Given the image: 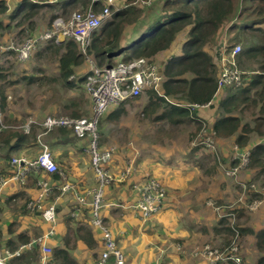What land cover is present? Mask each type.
<instances>
[{
  "label": "trees",
  "instance_id": "16d2710c",
  "mask_svg": "<svg viewBox=\"0 0 264 264\" xmlns=\"http://www.w3.org/2000/svg\"><path fill=\"white\" fill-rule=\"evenodd\" d=\"M18 1L16 12L12 13L11 19L5 23L0 20V34H3V36L6 31L12 29L15 21L14 26L16 27H20L22 21H27L30 25L28 32H31L34 28L31 19L41 12L42 9L46 8L47 12L62 10L63 15H66L72 10H76L79 6L87 8L91 4L90 0H59L57 3L56 0H51L52 3H44L49 0H37L38 3L30 0ZM139 1L118 0L122 8L113 13L110 22L100 27L90 36L85 54H82L77 44L71 40L49 47L48 53L57 63L59 80L63 83V86L65 88L73 86V79L69 80V78L71 76L75 78L80 76L78 75L79 71H81L79 68L81 66L84 67L85 61L96 67L110 66L115 63V58L122 52L134 48L133 53L125 57L124 61L140 57L152 58L174 46L180 33L187 31V39L181 45V56L178 58L171 57V60L167 61L168 66L164 71L166 80L160 88L165 98H158L153 91L148 93L150 100H159L160 106L164 105L166 108L160 114V119L165 118L171 125L182 124L185 121H195L197 111L192 112L191 109L180 107V105H185L182 103H178L179 106L173 105L168 98L178 96L179 100L185 101L186 105L201 106L211 103L210 106H213L220 70L219 64L216 63L218 44L224 41L228 50L232 49L234 45L240 44L242 51L237 55L236 63L243 73L242 81L238 86H226L224 89L229 91L233 87L234 89H239L237 92L242 100L240 103L238 101L232 103L220 101L218 104L224 112L221 110L222 113L216 115L212 128L217 137L227 138L234 136V143L242 149L250 150V167H255L254 163L257 164L263 158L262 146L261 144L249 145L248 140L252 133L259 136L264 135V103H261L264 92L253 93L252 97L249 96V93L252 90H256L253 88H258L260 83L264 86V0H152L149 5L145 6L141 5ZM101 6V3L92 4V8L95 11H99ZM150 6H160L159 16L151 23L143 25L139 32L129 37H124L127 29L143 24V15L150 9ZM6 9L7 1L0 0V14H5ZM57 16L53 14L50 20H54ZM186 28L188 29L185 30ZM23 31L24 29H20L19 33L23 34ZM39 56L41 55H36L38 59L40 58ZM13 58L15 60L14 56ZM7 77L8 74L0 66L1 112L7 105L3 86L5 83L8 84ZM53 82H57V80H53ZM239 98L236 96L234 100ZM233 104L242 106L241 109L238 108V116H232V113L229 112ZM152 106L155 107L157 105L152 104ZM246 111L251 112V125L245 122L242 124V121L247 116ZM71 116L74 118L80 117L79 111L72 110ZM196 123V129L200 130L201 125L198 122ZM23 124V122L8 118L4 123L5 129L0 131V177H11L16 172V168L9 165V163L12 155L17 153L20 148L30 147L34 149L37 147L36 131L32 130V132L30 131L31 133L26 134L23 130ZM46 135L44 140L47 144H50L49 137H52L51 139H54L56 144L71 143L73 145L77 141V138L69 128H56ZM50 146L52 145L50 144ZM191 150L190 152H194L197 149L191 148ZM262 167L264 168V166ZM108 168L111 170L109 165ZM61 172L66 174L64 169L60 170L57 166V170L53 173L44 172L39 175H28V189L31 191L34 189L36 193L37 191L39 192V188L36 185L39 179L44 180L46 178V180L51 182H47L50 185L51 192L46 197H43L39 203H36L38 194L31 199V195L29 197L27 195L28 192L25 193L22 189H18L22 188L18 186L10 187L8 192L3 195L2 199L5 200L3 206H8L10 214L13 216L12 221H14L6 226L7 232L17 235L18 229L22 225L21 220L17 221L20 215L22 217L32 216L37 222L36 227L28 226V236L23 233L17 235L16 240L18 242L25 244L30 240L31 236H35L32 234L37 235L38 232L43 230L41 225L42 222L44 224L45 222L41 217L42 210L53 203L52 200L57 195L59 196L60 187L67 182L66 178L62 177ZM76 183L79 187L81 186V182ZM110 187H113L112 184ZM70 195L68 196H70V199L72 198V203L67 205V207L64 206L65 210L55 206L56 224L60 222V228L58 227V229L61 230L63 228V232L60 235L61 242L51 249L52 252L48 264H78L72 257V251L78 242L93 252L95 257L97 256L96 250H98L100 243L91 224L90 208L74 203L75 196L73 193ZM17 201H21V205ZM29 202L32 203L30 209L27 208ZM166 203L167 201L164 200L158 213L165 209ZM37 205H40L42 210H39ZM129 210L131 211V209ZM234 210L237 213L236 224L240 232L239 254L242 256V236L250 234L254 238V245L260 254L257 264H264V230L254 232L246 227H241L239 220L245 217L246 214L240 206ZM72 213L76 216L71 217ZM218 220L220 231L224 237L223 248H226L229 246L233 232L225 219H217V222ZM196 226V222L190 221L189 229L195 230ZM48 230L49 226L45 232ZM0 241H2V238ZM7 242V245H15V242H12L11 239H8ZM37 260V251L29 252L26 250L22 253L20 259H15L12 263L36 264ZM230 264L235 263L230 262ZM242 264H245L243 258Z\"/></svg>",
  "mask_w": 264,
  "mask_h": 264
},
{
  "label": "crops",
  "instance_id": "0c3cea01",
  "mask_svg": "<svg viewBox=\"0 0 264 264\" xmlns=\"http://www.w3.org/2000/svg\"><path fill=\"white\" fill-rule=\"evenodd\" d=\"M30 1H32L34 3H38L37 0H30ZM18 2H19L18 0H10V1L8 0L7 1V9L5 12V21H3V23H5L9 19H11L12 13L16 12L15 9H16V6L18 5L17 4ZM149 4H147V5H149ZM8 5L10 6V8H8ZM116 7L118 9L117 11H119L122 8L121 4L118 1L116 4ZM159 10H160V6H150V9L146 13H144V15H143V18H142L143 24H139L132 29H128L126 31V35L124 37H129V36L139 32L143 25L148 24L149 22L151 23V21H153L155 18H157V16H159V12H160ZM52 21L50 22V24L52 23ZM15 22H14V25H15ZM33 23L36 27L44 25V23H38L37 21H33ZM48 28L44 29L41 32L33 33L30 36H39L42 33H44ZM33 30H34V28L31 30V32ZM17 33H19V32L18 31L13 32L11 37L9 38V40L7 42H9L13 39H16L15 36L17 35ZM186 34H187V31L181 33L178 36L174 46H172L167 51L160 52L159 54L152 57L156 61L157 65L160 67L161 71L163 72V75H164V71H165L166 67L168 66L167 61L171 60V57L178 58L181 56V45L187 39L184 37V35H186ZM181 36H182V38L180 39ZM61 42H63V41H59V42L50 41L47 43H42L38 47V48H40L42 46L41 49H39V51H37L38 50L37 49L34 52V54H36V55L40 54L41 56H39L40 57L39 59H43V58H45L44 55L46 52H48L49 47H51L55 44L58 45ZM47 44H49V45H47ZM43 45H46V46H43ZM218 56H219V50L216 54V59H217L216 63L219 64ZM121 57H122L121 55L117 56V58L115 59V62L118 61L119 59L124 60V58H121ZM31 59L24 61V62L28 63ZM18 62L19 61L17 59H16V61L14 60V64L18 63ZM55 66H56V68L54 69V71H52L50 73H46V71L44 69L37 68V67L34 70V72H31L30 67L22 69V71H19L20 69H17L15 72H11L12 74L9 72L10 77H13V78H17L18 76H21V77L19 79H13L14 81L11 80L10 82L12 83V86H10L9 88L4 87V93L6 94V100L8 98V92L11 90V88L14 86V84L16 82L18 83L19 80H24V81H26L27 84L37 83V80L35 79V77L33 76L32 73H35L37 75L40 74L39 76H41V78H43L42 79V86H44L43 84H45V83L55 84V82H53V80H59L57 63ZM93 67H94V65L89 63V68L84 70L81 74H78L80 76H77V77L81 78V80H82L83 78H85V76L87 74L90 73V71L92 70ZM219 67H220V65H219ZM28 70H29V72H26ZM45 73L47 75L50 74L51 77H47ZM55 74H57V76L54 78ZM71 79H73L72 80L73 86H77L74 84V81L76 80V78L74 76L73 77L71 76L69 78V80H71ZM165 80H166V78L164 77V81ZM83 83H84V81H82V82L80 81L79 84L81 85L82 89L85 91ZM258 86H259L258 88H253L256 90H252L249 93L250 97L253 96V93L264 92V86H262L261 83ZM237 90H239V89H234V87L230 88V91L228 89L222 90V92H220L219 95L214 99L213 106H209L207 108H202V109L196 110L197 114L195 117V121H193V120H191L190 122L185 121L182 124L180 123V124H176V125H171L170 122L167 121L165 118L160 119V117H161L160 114H162V112H164L166 108L164 105L160 106L159 100H155L153 98H152L153 100H150V95H149L150 92L149 93L147 92L143 98L142 97L139 98L140 101L139 100L131 101V102H135V104L139 105L138 107L135 106L139 110V111L138 110L136 111V114L137 115L139 114V115L136 119L133 118L132 127H133V135H134V137H136V140L134 141V143H137V141H140V143H143V145L140 146L139 144H136V147L139 148L140 151H143L146 147H150V149H153V150L158 149L159 147H162V146H158L156 144L149 145V143L147 145H145V143L143 141L142 133L148 132L147 136L149 138L150 133H152L151 129L155 127L159 131L155 132V138L153 139V141H156V142L158 141V142H162V143L169 142V143L167 144V147L165 148L166 151H163L162 148L160 149L161 151H163V155L160 156L159 153L152 152V153H148V154H150L149 156H151L153 158H157V159L158 158L159 159H161V158L178 159L179 162L181 160L180 164L184 166L186 164L185 163L186 157H191L190 154L193 152H189L186 154L184 149H181L179 146H175V144H173V143H180L183 141L186 142L187 140L192 139V135L194 134V131L196 130V127H197L196 122H198L200 125L205 123L206 126L209 127V129L213 130L212 125L214 124V118L216 117L217 114L222 113V111L224 112L223 109H220V105L218 103L220 101H225L228 103L238 101V103H240L242 99L239 98ZM234 91H235V93H234ZM86 95H87L86 98H88V101H87L88 106H89L88 111L91 113V106H92L91 98L87 92H86ZM236 96L239 98L238 100H234V98ZM168 99L170 100V101L169 100L168 101L173 105H176L178 103H182L185 105H180V107L184 108L187 106L185 101L179 100L178 96L175 98L169 97ZM123 103L120 104L117 108L110 109V110H112L113 113L111 114L108 121L112 120V119L116 120L122 114H124L125 112L128 111V108H126L127 104H123ZM151 103L153 105H157V106L154 107V106H152ZM261 103H264V96H262V102ZM75 106H76V104L72 103V107H75ZM238 108L241 109L242 106L240 104L231 105L229 112L232 113V116H238L239 115ZM246 112H247V116L245 117V120L242 121V124L245 122V123H248L249 125H251L250 124L252 122L251 112L250 111H246ZM69 117H70V114H69ZM80 117H81V115H80ZM71 118H74V117L71 116ZM74 119H76V118H74ZM98 122H99V119L97 121V125H98ZM24 124H25V122H24ZM34 125H38L40 127L39 124H34ZM151 126H154V127H151ZM168 126L172 127V129H171L172 134H170V129L168 128ZM184 127H185V129H187L185 132H184ZM58 128H65V127H58ZM105 128L106 127L102 128V134H104ZM51 131H49V132H51ZM164 133L166 135H170L171 137L165 136ZM27 134H29V133H27ZM254 134L255 133H252L249 136L248 141L251 142V140H259V142H262V145H261L262 151L261 152H262L263 158H261V159L264 161V144H263L264 143V135L259 136L256 134L257 137H254L253 136ZM45 136H47V135L45 134L43 137H45ZM43 137L41 138L42 141H43ZM51 138L52 137H49L48 140L52 146H50V144H47L46 142H45V144L48 145L49 148L50 147L52 148L51 152H53L52 154L55 158V161H56L58 168L60 170L64 169V171L66 172V174H63L61 172L62 177L64 179L66 178L65 180L67 181L66 183H63L62 185L67 184V183L71 184V186L74 185L73 187H75L74 189L77 190V193H79L83 190H84V192H86L87 189L88 190L96 189L98 187V181H97L96 175H95V173H94V171L90 165V157H88V152H87V145H88L87 140L86 139H83V140L77 139L76 143L72 145L71 143L70 144L69 143H57L56 144L54 139H51ZM234 138H235L234 136H231V137H227L225 139H230L233 141ZM222 139H224V138L217 137V144H220L219 140L222 141ZM110 142L112 143V141H110ZM120 142H121V139L116 144L112 143V144L117 146V147H113L116 151L113 155L112 162H111V171L114 174V177H116V178L119 177L120 171L123 170V168L125 167V165L128 162L127 161L124 164V160H122V159L125 158V159L130 160V159L134 158L135 152L138 153V151L135 150L134 147L133 148L131 147L132 150L129 148V150L127 152H120L121 151L120 148L122 146V145H120ZM259 144H261V143H259ZM249 145H253V144H249ZM37 147H39L41 150V147L39 146L38 141H37ZM35 148L32 149L30 147H22L17 151V153H14L12 155V159L14 157H22V158L32 160L36 157V156L35 157L33 156ZM71 154H72V163L70 162L71 157L69 156ZM73 159H75L76 162H73ZM210 160H212V158H210ZM57 161H59V162H57ZM69 162H70V164H69ZM9 165L12 166L11 162L9 163ZM134 165H135V167L137 165H139L140 170H143L144 166H148V169H149V168H151V166L161 167L160 165H162V166H165V168L167 169L166 170L167 174H170L171 172L174 173L175 169H177V167H174L168 161L164 162L162 160L156 161V162L154 161L152 163L150 161H148V163L143 165L142 162H140L139 157L135 161ZM89 166H90V169H89ZM41 173H44V171L40 170L38 173H36L35 171H31L30 173H28V175H30V174L39 175ZM88 173H93L95 177L94 176L91 177V175H88ZM15 174L16 173H14L11 177H6V178L0 177V179L7 180L6 184L3 185L2 187H0V209H1L0 210V226H1L0 231H1V238H2V241H0V251L1 252H4V251L14 252L20 246L24 245V243L18 242L16 240L17 235L19 233H23V234H27V236H28V233H29V231H28L29 225L28 224L32 223V221H35L32 216L22 217L20 215V218L17 221L21 220L22 225L18 229L17 235L16 234L14 235L12 233L7 232L6 226L9 225L11 222H14V221H12L13 216L10 214L8 206H3L4 202H5V200L2 199L3 195L8 192V189L10 187L13 188L14 186L22 187V188H18V189H22V191H24L25 193L28 192L27 195L28 196L31 195V199L35 198V195L37 196V194H38V191L36 193L34 189H32V191L28 189V182H29L27 180L28 175L26 176L25 184H22L17 179H14L13 176ZM131 179L139 181V178L136 176L135 177L132 176ZM44 180L39 179V181H42V182H50L49 180H46V178ZM76 182H81L80 183L81 186L79 187V185ZM122 182L124 183V181H121V182L116 181L114 183H121V184L119 186H116V187H110L111 186L110 185V186L104 187L102 189V192H103L102 202L104 203L105 206H107V207L112 206V208H113V209L105 210L103 213H101L103 224L105 226L109 227V229L111 228V232H112L116 241L118 238L125 235L126 233L127 234L132 233V228H133V232H134L139 227L140 228L143 226L145 227V225L140 222V220L134 215V213H132L129 210L130 205H131L132 201L135 199V197H133V194H132V191L130 190V188L128 186H125L124 184H122ZM233 184L236 187L235 183H233ZM138 185H140V184H138ZM194 185H197V182H194ZM194 185L180 184L178 187L176 186L174 188L168 189L167 203H166L165 209L162 212H160L156 217H154L153 220L150 221L151 222L149 225L150 228L148 229L149 233H150V237H152V233H154L156 231L153 228H156L159 230V236H161V237H159V239L163 240V241H160L158 243L159 247L153 246V244L156 243L155 240H157V239H155L156 235L153 236V239H155V240L153 242L149 243L148 251H147V245H145L144 247L141 248L140 246L135 245V242H132V244L129 246V244H130L129 240L131 239L130 237H126L125 240L119 241L118 247L120 248L119 250H121V252L123 253V255L125 257V264H188L189 262H192V264H198V263L199 264H209V262L204 258L195 259V257L191 253L193 247L189 248V249H183V246L180 243H176L173 246L171 245V243H169L168 246L166 248H164V243H167L169 241V239L166 236H169V235L171 236L172 239H177L180 242L186 241L187 237H190V241L196 242L198 245H200L199 243H202V245H203V243H205V244H212L213 246H216V247H224L223 246L224 245V243H223L224 237H223V233H221V231H220V226L218 225V222H217V219H218L217 215L212 211L214 214L212 216L211 213L207 210V208L205 206H204V208L199 206V202L204 200L206 197V194H207L206 189H202V188H200L198 186H194ZM236 189H237V187H236ZM114 190H118L119 192L118 191L114 192ZM72 193L74 194V192H69L66 195H62L61 191H59V196L57 195L52 200L53 204L57 208H63L64 209V206L67 207V205L72 203V198L70 199V196H71L70 194H72ZM68 195H70V196H68ZM17 202H19L21 205V201H17ZM73 202L76 204H80L77 202L76 197L73 200ZM30 204L32 206V203H30V202L27 204L28 209H30V207H31V206H29ZM80 205L82 207H85V208H90L86 204H84V205L80 204ZM90 211H91V208H90ZM73 216H76V215L74 213H72L71 217H73ZM190 221L196 222L197 226H196L195 230L189 229ZM39 222H42V221H39ZM58 223L59 224H56V226H55V233L51 237H49L47 240H45V242H44V245L49 249V253L47 254V257H46V260H47L46 264H48L50 261V256H51V252H52L51 249L53 247L57 246L58 243L61 242L60 241V235L63 232V228H61V230L58 229L60 222H58ZM91 224H92V211H91ZM239 224L241 225V227H246L248 229H251L254 232H257L258 230H264V226L260 227V228H256L253 225L252 219H251V214H248L245 217L241 218L239 220ZM41 227L43 228V230L41 232H38L37 235L32 234L35 236H31L30 240L28 242H31L32 240H36L38 238L43 237L44 233H46L45 231L48 229V224L47 223L44 224L42 222ZM94 233H95V235H97L96 238L98 239V241L100 243L98 250H96L97 256L95 257L93 255V252L88 250V248L85 245L78 242L75 245L76 247L72 251V257L74 260H76L78 262V264H94L97 261L100 253L104 250V246H103L102 237H101L100 232L98 230L94 229ZM246 238H248V239H246ZM8 239H11L12 242H15V245L14 246L7 245ZM145 240H147V243H148V239H145ZM198 240L203 241V242H200ZM173 242H176V241H173ZM176 245L181 246L180 250L176 249ZM25 251L26 250H23L20 253V255L17 257H12V258L8 259L7 263L13 264L12 261L15 259H18V258L20 259L22 253H24ZM27 251H29V252L37 251L38 260H37L36 264H41L40 263V256L42 255V253L40 251V245L38 243H35L33 248L30 250H27ZM241 253H242V258H243V261L245 262V264H257V260L260 256V254H259V251L257 250L256 246L254 245V238L252 237V235H250V234L246 235L245 234L242 236ZM180 254H182V255H180ZM185 258H188L191 261H189ZM195 260H197L199 262L195 263L194 262ZM217 264H230V262L229 263H217Z\"/></svg>",
  "mask_w": 264,
  "mask_h": 264
},
{
  "label": "built area",
  "instance_id": "2783aa9c",
  "mask_svg": "<svg viewBox=\"0 0 264 264\" xmlns=\"http://www.w3.org/2000/svg\"><path fill=\"white\" fill-rule=\"evenodd\" d=\"M118 0H90V6L82 10L73 12L69 18L64 19L58 15L50 24L49 28L39 36H29L22 42L9 41L7 44L0 45V57L2 54L14 56L19 62L27 61L32 54L38 49L42 43L50 41H74L82 54H85L89 45L90 36L103 25L111 21L113 13L118 9L116 7ZM152 0L139 2L147 5ZM101 3V9L95 11L92 4ZM8 8L10 6L8 5ZM9 10V9H8ZM225 43V42H224ZM242 51L240 44H236L232 49L228 50L226 43L219 50L220 70L217 79V88L214 93V99L226 86H238L242 81V71L237 66V55ZM164 81V75L160 67L151 58L140 57L124 61L119 59L113 65L104 67H93L89 74L85 76L83 83L85 91L91 98V113L89 117L71 118L65 116H46L39 123L41 133L37 135V141L41 150L39 154L32 160L14 157L11 164L16 168V174L13 176L20 183L25 184L26 176L31 171L38 173L40 170L53 173L57 170L54 156L51 149L43 143L41 138L49 131L65 127L72 130L77 139H86L88 142L87 152L90 157V165L93 169L98 187L96 189L81 191L77 193L71 184L67 183L60 187L62 195L74 192L78 203L88 205L92 211V226L98 230L102 237L104 250L100 253L94 264H125V257L117 248L116 240L109 229L103 224L101 214V204L103 192L102 189L107 187L113 180L108 163L111 159L110 151H100L98 145L97 121L107 111L117 108L120 104L127 100L137 99L144 96L147 92L153 91L158 97L165 98L160 88ZM211 103L205 105H187L188 109L195 112L197 109L207 108ZM179 106V104H176ZM36 124L33 118L27 119L23 125V130L27 134L31 127ZM206 124H201L200 132L196 139L199 141L195 147L206 148L214 152L217 150V136L212 129L207 128L204 133ZM5 129L3 118L1 120L0 110V131ZM195 139V140H196ZM193 146V143H192ZM250 150H240L236 146L232 149L230 155L231 166L224 170V176L234 181L240 196L232 205L225 209L222 206L212 205L206 202V205L212 209L218 219H225L229 228L233 232L229 246L214 247L210 244L194 247L191 251L192 255L206 259L209 264L229 263L242 264V257L239 254L240 232L236 224L237 213L234 209L238 206L244 208L247 212L256 211L264 201V186L259 187L258 184L243 181L240 179L241 171L244 170L250 161ZM132 165L127 167L119 175L117 181L124 180L131 172ZM7 180L0 179V187L5 185ZM39 188L36 203H39L43 197H46L51 188L47 182L37 181ZM89 198V199H88ZM165 200L164 187L153 179H149L141 184L138 194L130 205V209L134 211V215L141 223L146 224L152 220L159 212L161 205ZM31 206V204L29 205ZM217 206V207H214ZM235 206V207H234ZM42 210L40 205H37ZM249 214V213H248ZM41 217L48 224L49 230L44 233L43 237L32 240L20 246L14 252L0 251V264H8L7 260L17 257L23 250H30L35 243L40 245V263L46 264L49 249L44 245L45 240L55 233L56 215L55 205L52 203L42 210ZM176 249L180 250V245H176ZM194 256V257H195Z\"/></svg>",
  "mask_w": 264,
  "mask_h": 264
},
{
  "label": "rangeland",
  "instance_id": "374dc122",
  "mask_svg": "<svg viewBox=\"0 0 264 264\" xmlns=\"http://www.w3.org/2000/svg\"><path fill=\"white\" fill-rule=\"evenodd\" d=\"M4 1L6 2L8 0H4ZM60 1H62V0H60ZM57 2H59V0H56V3ZM44 3H52V1L49 0V1H45ZM141 5H143V4H141ZM143 6H145V5H143ZM84 8L85 7L79 6L76 10L74 9L69 14H66V15H63L62 10H55L52 12H47L46 8L42 9L41 12L36 14L31 19V23L34 26V30L32 32H28L30 25L28 24L27 21H22L20 27H16V26L11 24L12 25L11 30L6 31V34L4 36H3V34H0V45L7 44L8 43L7 41L11 37L12 33L15 31L19 32L20 29H24L23 34L17 33V35L15 36L16 39L13 40V41H15V42L17 41L19 43L22 42L27 37H29L31 34L43 31L44 29L49 27L50 22H51L50 19H51V16L53 14L61 15L62 17H64V19H67L70 17V15L73 12H76L78 10H82ZM0 20L2 22L5 21V14H0ZM33 21H37L38 23H44V25L36 27L34 25ZM188 28H186L185 30H187ZM183 32H181V33H183ZM184 37L187 38V34L184 35ZM181 38H182V36L180 37V39ZM223 44H225L224 41L222 43L218 44L219 49L217 48L216 51L220 50L222 48ZM43 46H46V45H43ZM41 47L38 48L37 51H39V49H41ZM134 49H130L129 51L122 52L120 54L122 56L121 58H125V57L131 55L133 53ZM35 55L36 54H34V53L32 54V56H31L32 59L30 58L31 60L28 63L18 62V63L14 64L13 56L2 54V56L0 57V66L2 67V70L8 74V77L6 78V80L8 81V84L5 83L3 85L5 88H9L10 86H12V83L10 82L11 80L14 81L13 79H19L21 77V76H18L17 78L10 77L9 72L10 73L15 72L17 69H20L19 71H22V69L30 67L31 72H34V70L37 67V68L44 69L46 71V73H50V72L54 71V69L56 68V66H55L56 63H55L54 59L50 56V53L46 52L44 55L45 58H43V59H38ZM151 59L154 62H156L154 60V58H151ZM84 63H85L84 67L81 66L79 68V70H81V71L78 70L79 74H81L84 70L89 68V62L85 61ZM29 70L26 72H29ZM32 74L35 77V79L37 80V83L27 84L26 81H24V80H19L18 83L15 81L16 83L11 88V90L8 92L7 105L5 106V109L1 112V120L3 118V125L8 118H11L13 120H16L17 122H23V123L24 122L26 123L27 119L33 118L35 120V122H37L36 124H39L42 121V119L48 115L58 116V117L59 116H65V117L68 116L69 117V114L72 113V110L79 111V114L81 115V117H89L90 116V112L88 111L89 106H88V102H87L88 98H86L87 97L86 92L82 89L81 85L79 84L81 81V78L77 77L76 80L74 81V84L77 86H72L71 88H65L60 80H57V82H55V84L45 83V84H43L44 86H42V79L43 78H41V76H39L40 74H38V75L35 73H32ZM46 76L51 77L50 74H48V75L46 74ZM56 76H57V74L54 75V78ZM82 81H84V80L82 79ZM143 97L144 96H142V98ZM139 98H141V97H139ZM139 98L125 101L123 104H127L126 108H128V111L125 112L124 114H122L118 119H116V120L112 119V120L108 121L111 114L113 113L112 110H109L107 113H105L104 115H102L99 118V122L97 125V134H98V141H99L98 147H99L100 151H110L111 152V159H110V162L108 163V165L110 167H111L113 155L116 151L113 147H117L114 144H116L120 139H121L120 145H122L121 146L122 149L120 148V150H121L120 152H127L129 150V148L131 149V147L132 148L134 147L135 150L138 151V153L135 152L134 158H132L130 160L125 159V158L122 159V160H124V164L128 161L122 171H124V169L127 167L128 164L132 165L131 172L122 181H124V183H126V184H124L125 186H128L130 188V190L132 191L133 197L137 196L138 189L140 188L141 184H143L144 181H146L148 179H153V180L157 181L158 183H160L164 187V189H165V201H167L168 189L174 188L176 186L178 187L180 184L194 185V182H197V185H194V186H198L202 189H206V193H207L205 199L202 200L201 202H199V206H201L203 208L205 206L207 208V210L211 213V215L213 214L212 209L206 205V202L207 203L211 202L212 205H214V203H216L217 205H221L223 207V209H225L229 205H232L234 202H236V200L240 196V193L236 189V187L234 186V184H233L234 181L231 180L230 178H226L224 176V170L227 167L232 165V163L230 162V155H231L232 149L235 146L240 150H244V149L240 148V146L237 145L236 143H234L232 140L225 139V138L222 139V141L219 140L220 144H217V150H215L214 152L209 151L206 148H202V149L200 147L197 148L194 145L199 141V139L201 137L196 139L199 132H200L199 129L198 130L196 129V132L194 133V136L192 137V139H189L186 142L183 141L180 143H173V144H175V146H179L181 149H184L186 154L191 151V148L197 149L196 151H194L193 153L190 154L191 157H186V161H185L186 164L184 166L180 164L181 160L179 162L178 159H172V158H169V159H166V158L159 159L158 158L157 159V158H153V157L149 156L150 154H148V153L156 152V153H159L160 156L163 155V151H166L165 148L167 147V144L169 142L162 143V142H158V141L157 142L153 141V139L155 138V132H157L159 130L156 129L154 126H151L154 128L151 129L152 133H150L149 138L147 136L148 132L142 133V136H143L142 138H143L145 145H147L149 143V145L156 144V145L162 146V147H159L158 149H154V150L150 149V147H146L143 151H140V149L136 147V144H139L140 146L143 145V143H140V141H137V143H134V141L136 140V137H134V135H133V127H132L133 118L136 119L139 115V114L138 115L136 114V111L138 110V108H136L135 106L138 107L139 105H137V104H135V102H131V101L139 100ZM72 103H75L76 106L72 107ZM81 117H79V118H81ZM104 127H106V128L104 129L105 130L104 134H102V128H104ZM168 128L170 129V134H172V130H171L172 127L168 126ZM207 128L208 127L206 126L204 133H206ZM32 130H35L37 134L41 133V129L38 125H34L30 131L32 132ZM186 130L187 129H185V127H184V132ZM31 132H29V133H31ZM164 135L171 137L170 135H166L165 133H164ZM253 136L257 137L256 134H254ZM110 141H112V143H114V144H112ZM43 142L45 143L44 137H43ZM192 143H193V146H192ZM216 143H217V140H216ZM259 143H261V145H262V142H259V140H251V142L249 144H253L252 146H254V145H257ZM161 148L163 151L160 150ZM39 150H40L39 147H36L35 151L33 150L34 151V155H33L34 157L39 154V152H40ZM69 156L71 157L70 162L72 163V154ZM88 157H89V154H88ZM138 157L140 158V162H142L143 165L148 163V161H150L152 163L154 161L156 162V161L162 160L164 162L165 161L166 162L168 161L169 163L172 162L171 165H173L174 167H177V169H175L174 173L171 172L170 174L166 173L167 169L165 168V166H162V165H160L161 167L151 166V168H149V169H148V166H144V169L140 170L139 165H137L136 167L134 165V163ZM209 157L212 158V160H210ZM223 160H225V161H223ZM57 162H59V161H57ZM70 162H69V164H70ZM73 162H76V160L73 159ZM250 163L251 162H249L247 167L241 171L240 179L243 181H250V182L256 183V184H258L259 187L264 186V170H262V169H264L262 167V166H264L263 165L264 161L261 160V161L257 162V164L254 163L255 167H250ZM89 169H90V166H89ZM122 171H120V173ZM110 172H111L112 176L114 177V174L112 173L111 170H110ZM120 173H119V175H120ZM88 175H91V177L94 176L93 173H88ZM132 176L138 177L139 181L131 179ZM118 178L114 177V180L108 186H110L112 183H113L112 184L113 187L119 186V184H121V183H114L117 181L116 179H118ZM117 182H121V181H117ZM138 184H140V185H138ZM117 191L118 190H114V192H117ZM214 207H217V206H214ZM108 209H113V208H112V206H110V207L105 206L104 203L102 202L101 213H103L105 210H108ZM242 209L244 210V213L246 215H248V213L251 214L252 223L256 228H260V227L264 226V201L261 204V206L256 211H254L252 213L247 212L244 208H242ZM131 212L134 213V211H132V210H131ZM155 217H156V215H155ZM153 219H154V217L152 218V220ZM150 223L151 222L144 224L145 227L144 226L141 228L139 227L134 232H133V228H132V233H130V234L126 233L125 235H123L121 237L119 236L120 238H118L116 241L117 248L120 249L118 247L119 241L125 240L126 237L131 238L129 240V242H130L129 246L132 244V242H135V245L140 246L141 248L144 247L145 245H147V251H148L149 243L153 242L155 239H157V240H155L156 243L153 244V246L159 247L158 243L160 241H163V240L159 239V237H161V236H159V230L156 228H153L156 231L154 233H152V237H150V233L148 230L150 228V226H149ZM218 224H219V220H218ZM28 225L30 227H36L37 222L32 221V224H28ZM110 230H111V228H110ZM153 236H155V239H153ZM166 237L169 239V241L167 243H164V248H166L169 243H171L172 246L176 243H180V244H182L183 249H189L192 247L194 248V247L202 245V243H199L200 245H198L196 242L190 241V237H187L186 241H182V242L178 241L177 239H172L170 235L166 236ZM145 239H148V243H147V240H145ZM246 239H248V238H246ZM173 241H176V242H173ZM198 241H200V240H198ZM200 242H203V241H200ZM204 244L205 243H203V245ZM210 245L213 246L212 244H210ZM180 255H182V254H180ZM197 258H201V257L195 256V259H197ZM185 259L189 260L188 258H185ZM189 261H191V260H189ZM194 262L196 263L199 261L195 260ZM188 264H192V262H189Z\"/></svg>",
  "mask_w": 264,
  "mask_h": 264
}]
</instances>
